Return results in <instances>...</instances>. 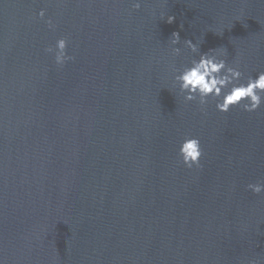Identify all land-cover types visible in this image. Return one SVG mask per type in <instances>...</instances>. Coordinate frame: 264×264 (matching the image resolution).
<instances>
[{"label": "water", "instance_id": "1", "mask_svg": "<svg viewBox=\"0 0 264 264\" xmlns=\"http://www.w3.org/2000/svg\"><path fill=\"white\" fill-rule=\"evenodd\" d=\"M221 47L242 82L264 72V0H0L2 264H264V193L247 188L264 182V104L220 113L173 86Z\"/></svg>", "mask_w": 264, "mask_h": 264}, {"label": "clouds", "instance_id": "2", "mask_svg": "<svg viewBox=\"0 0 264 264\" xmlns=\"http://www.w3.org/2000/svg\"><path fill=\"white\" fill-rule=\"evenodd\" d=\"M134 7L139 9L140 3L136 2ZM45 14V10H40L39 18L44 19ZM174 20V16L167 17L169 24ZM47 24L50 29L55 27L50 19ZM170 43L173 46V55L179 56L181 49L176 47L180 44L178 32L172 33ZM184 45L194 54L199 52L198 44L192 43L191 40L184 41ZM67 47V40L61 38L56 41L55 48L49 47L46 52L54 53L55 63L63 66L72 59L67 55ZM226 52L227 50L221 47L199 54L198 60H193L190 66L179 71V74H174L173 86L178 87L185 102H198L202 109L211 99L215 101L216 110L220 113H228L232 108L237 107L248 113L257 111L264 104V72L258 73L255 77H248L242 82L243 73L239 70L238 64L236 67L229 66L223 58ZM173 71L175 73L176 70ZM202 155L201 143L196 137H185L179 144L178 157L189 169L194 166L200 167ZM247 188L253 194L259 195L264 193V182L248 184Z\"/></svg>", "mask_w": 264, "mask_h": 264}]
</instances>
